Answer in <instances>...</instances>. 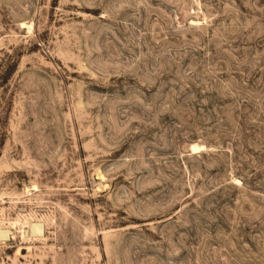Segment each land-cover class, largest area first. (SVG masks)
<instances>
[{
    "label": "rangeland",
    "instance_id": "rangeland-1",
    "mask_svg": "<svg viewBox=\"0 0 264 264\" xmlns=\"http://www.w3.org/2000/svg\"><path fill=\"white\" fill-rule=\"evenodd\" d=\"M0 264H264V0H0Z\"/></svg>",
    "mask_w": 264,
    "mask_h": 264
}]
</instances>
